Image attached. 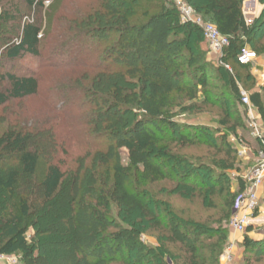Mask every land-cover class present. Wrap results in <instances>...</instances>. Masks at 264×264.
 <instances>
[{"label": "trees", "instance_id": "16d2710c", "mask_svg": "<svg viewBox=\"0 0 264 264\" xmlns=\"http://www.w3.org/2000/svg\"><path fill=\"white\" fill-rule=\"evenodd\" d=\"M20 1L40 10L44 8L42 2ZM244 1L246 0H185L198 16L213 24L219 34L229 40V46L220 57V65L216 66L206 61L205 53L187 49L186 34L195 36L199 43L204 41L203 35L198 27L181 23L178 10L174 7H162L157 14L151 16L145 13L146 21L136 24L129 21L131 8L136 5V0H98L100 19L75 31L72 36H65L66 39L53 38L47 31L42 33L35 23H25L21 28L18 41L6 53L9 60L33 58L42 61V54L48 49L46 54H50V57L46 58V63L49 68H56L57 65L51 63L50 59L60 58L59 52L63 49L91 50L92 41L106 34L114 40L103 59L87 62L76 53L73 56L69 53L64 67H96L104 76L117 75L140 81L138 89H127L114 84L93 94L73 90V93L80 96L73 97L71 101H63V106H73L74 103L82 102V99L90 104L91 133L97 138L92 139L89 155L104 156L106 167L109 165L103 174H99L97 170L83 174L79 187L81 195L78 200L71 201L63 216L54 218L52 212L53 205L67 183V173L60 163H50L46 169L40 184V210L29 198L20 200L18 208L24 218L39 219L42 217L41 211H44L50 225L62 219L67 227V241L76 256L75 264H168L166 258L164 260L162 257L170 259L172 264H219L218 259L223 253L226 237L215 234V242L203 244L213 236L211 229L207 227L189 226L183 231L170 215L165 226V241L168 245L177 246L178 251L167 253L164 246H147L141 239L140 230L124 228L109 217L108 213L112 208L125 209L136 212L156 226L162 225L161 215L166 212L161 205H150L142 193L129 190L128 182L133 171L139 172L141 181L145 183L173 182L177 178L178 183L184 186L191 179L192 172L202 171L209 175L207 185H210V194L217 189L216 193L221 196L226 191V172L233 167L237 157L225 134H219L220 144L214 147L217 154L224 155L225 162H221L223 164L220 169L214 171L207 166L192 165L169 152H160L158 147L166 139L162 127H166L172 135H178L172 141L184 147L209 143L204 128L179 125L167 118L175 92L187 93L189 99H194L199 90L204 92L211 87V81L218 75L221 84L215 87L216 93H224L223 83H226L230 85L231 95L240 100L229 71H224V77L219 74L229 61L235 60L238 65L237 56L256 39H259L256 49L250 51L264 55V47L261 46V41L264 40V0H260L263 7L260 18L251 25L246 24L242 15ZM20 19L17 7L0 9L1 24H17ZM139 58L147 59V63L137 64ZM4 81L8 83V88L5 93L0 94V107L10 101L34 97L39 92V82L34 75L5 73L0 76V82ZM220 97L216 99L218 105H222L225 99L224 94ZM250 103L256 109L264 128V86L260 92L250 95ZM132 109L140 114L139 119L130 120ZM223 124L225 126L227 122ZM30 138V135L21 130L5 131L0 136V165L16 161L22 175H34L41 152L31 144ZM102 141L108 143L104 153L97 146ZM259 145L260 150L264 151V137L260 139ZM119 150L127 152L128 165L122 164ZM4 175L6 179L0 175V191L11 193L19 181V173L11 171ZM244 190L245 186L241 183L237 196L225 203L223 222L230 221L236 199ZM262 190L261 200L264 204V185ZM37 222L38 220L31 224L36 228L37 236L54 233L53 225L39 231ZM27 230L20 217L0 208V255L16 256L18 264H51L45 250L47 243L35 238L27 242ZM251 231V227H248L247 232ZM242 246L246 250L263 251L264 235L258 242L246 236ZM131 253H134L133 261Z\"/></svg>", "mask_w": 264, "mask_h": 264}, {"label": "rangeland", "instance_id": "374dc122", "mask_svg": "<svg viewBox=\"0 0 264 264\" xmlns=\"http://www.w3.org/2000/svg\"><path fill=\"white\" fill-rule=\"evenodd\" d=\"M181 1L185 2V0ZM32 2H42L43 10L36 6H28L20 0H1L0 2V9L10 10L17 7L21 16L20 23L7 25L0 23V76L5 73L34 75L39 82V92L36 96L19 101H10L0 107V136L10 129L21 130L24 134L31 136L30 142L37 150H40L41 157L37 170L32 176L22 175L21 168L16 161H8L0 165V175H3L4 179H6L5 172L6 175L11 171L19 173V181L11 193L0 191V208H3L6 213L21 218L22 225L28 229L25 235L27 242L35 238L37 241L47 243L45 250L51 264H75L76 256L67 241L68 237L65 235L67 227L63 224L62 219L51 223L54 231L52 235L37 236L36 228L31 226L32 222L38 220L37 228L42 231L51 226L47 219L48 215L46 216L45 212L41 211L42 217L39 219L22 217L18 208L20 200L29 198L40 210L39 202L42 198L40 184L46 169L50 163H60L67 173V183L53 205L52 212L54 218L55 216L57 218L63 216L71 201L78 200L81 195L79 187L83 174L86 171L96 172V170L99 174H103L109 166L106 167L104 156L89 155V150H92V141L97 138L91 133L89 114L92 107L90 104L82 99L80 100L82 102L74 103L73 106H63V101H71L73 97L78 98L80 95L73 93L76 90L82 94L85 92L93 94L97 90H106L114 84L127 89H138L140 81L117 75L104 76L102 71L96 67L91 69L64 67L65 62H68L66 58L69 53L72 54L71 56L76 53L75 55L87 62L103 59L113 43L112 40H114L113 37H107L106 34L99 35L100 37L93 39L94 41L90 40L93 42L91 50L85 51L74 48V51L76 50L74 52L63 49L59 52L60 58L50 59L51 63L57 65L56 68H49L48 63H46V58L50 57V54H46L48 49L42 54V61L33 58L9 60L6 53L18 41L21 28L25 23H35L41 28L42 33L47 31L52 34L53 38L66 39L65 36H72L75 31L100 19L98 0H32ZM257 2L259 4L257 6L261 7L260 0ZM166 6L177 9L176 0H136V5L131 8L129 21L142 24L147 19L146 14L148 16L157 14L162 7ZM261 13L260 9L258 19ZM262 32L264 33V31ZM257 35L260 36L259 33ZM186 36L188 40L187 49H191L195 53L198 51L205 53L206 61L210 65H220L221 56L212 53L206 42L199 43L191 34H186ZM258 41L259 39H256L246 49H256L255 46ZM261 42V46L264 47V40ZM256 55L258 59L254 64L240 67L235 63V60H232L225 64V68L219 74L224 77V71H229L237 89L245 92L249 99L251 94L260 92L264 86V55L257 52ZM69 63L71 65V62ZM145 63H147V59H138L137 64ZM214 78L216 79L211 81V87L204 92L199 90L194 99H189L187 93L175 92L167 116L179 125L204 128L205 137L209 143L184 147L172 141L178 135H172L166 127H162L166 139L158 147L160 152H169L192 165L207 166L213 171L220 169L223 164L221 162H225L224 155L222 153L217 154L214 149L220 144L218 140L220 133L225 134L228 144L234 149L241 140L249 147L254 157L260 151V139L264 137L262 125L258 130L250 128L246 116L247 108L241 104L239 98L231 95L229 84L223 83L222 92L224 93L221 94H224L225 99L222 105L217 104L216 99H220L221 94L216 93L215 87L220 86L221 83L218 81V75H215ZM7 88V82H0V94L5 93ZM217 94L218 97L216 98ZM139 117L140 114L132 109L130 120L139 119ZM224 122H227V125L224 126ZM98 144L97 146H100L101 152L104 153L108 143L102 141L100 145ZM118 153L122 164L128 165L127 152L119 150ZM254 165L255 162L251 156L243 160L236 158L233 167L226 172V191L221 196L216 193L217 189L216 194H210L208 190L210 185H207L209 175L202 171L192 172L191 179L186 186L180 185L177 178L173 182L145 183L141 181L140 173L133 171L128 182L129 190L133 193H142L150 205L154 203L161 205V208L166 212L161 215L162 225L156 226L153 222L144 220L136 212L125 209L112 208L108 213L109 217L124 228L140 230L142 232L141 239L147 246L153 248L164 246L167 253H174L178 251L177 246L168 245L165 241V226L168 217L171 215L183 231L189 226L211 229L213 236L210 241L203 242L205 245L216 241L215 234L226 237L223 253L218 259L219 264H226L221 257L230 246L233 248L231 250L232 264H264V250H246L242 246L246 236L255 240L258 235H264V221L261 223L251 222L248 227H251L252 232L248 233L246 229L244 234L233 232L230 229L229 221H222L225 203L237 196L241 183L246 188ZM200 182L205 185H201ZM262 192L261 189L259 191V208L262 205ZM257 212L254 214L255 217L259 215ZM9 258L8 263L0 261V264H18V257L10 256ZM130 258L133 261L134 253L130 254ZM162 258L164 260L166 258L168 264H172V261L167 257Z\"/></svg>", "mask_w": 264, "mask_h": 264}, {"label": "built area", "instance_id": "2783aa9c", "mask_svg": "<svg viewBox=\"0 0 264 264\" xmlns=\"http://www.w3.org/2000/svg\"><path fill=\"white\" fill-rule=\"evenodd\" d=\"M177 10L180 16L181 23L191 24L198 27L203 35L204 41L208 44L212 53L222 56L224 49L229 46L228 38L219 34L217 28L210 23H206L196 12L185 2L176 0ZM254 20L248 21L251 25ZM257 55L247 49L237 56V63L240 66L252 65L257 61ZM240 102L247 108V120L250 128L258 130L261 127L260 119L255 111V108L251 105L248 95L238 88ZM236 147V157L239 160H243L247 157H253L255 165L251 171V176L248 181V185L245 190L237 197L235 206L232 211V216L229 221L230 229L237 234H244L248 225L253 222L256 217L254 214L257 212L259 205V191L264 185V151H259L256 156H253L249 147L241 140ZM232 246L228 247L222 255V260L226 264H232L231 257ZM10 256L0 255V261H10ZM8 263V262H7Z\"/></svg>", "mask_w": 264, "mask_h": 264}, {"label": "crops", "instance_id": "0c3cea01", "mask_svg": "<svg viewBox=\"0 0 264 264\" xmlns=\"http://www.w3.org/2000/svg\"><path fill=\"white\" fill-rule=\"evenodd\" d=\"M257 5H259L258 2H257V0H246V1L243 2L241 11H242V15H243L244 20H245V22H246L247 25H249L248 24V21L258 19V14L260 12V9L262 11L263 7L262 6L261 7H258ZM263 66H264V59H263ZM260 123H261V120H260ZM261 125H262V123H261ZM262 194H263V192H262ZM262 194H261V199H262ZM257 213H259V215L256 217V219L254 220V222L255 221H256L255 223H261V222H263L264 221V204L263 203H262V205L259 208V211ZM262 238H263L262 235H258L257 236V239L255 238V241H259Z\"/></svg>", "mask_w": 264, "mask_h": 264}]
</instances>
